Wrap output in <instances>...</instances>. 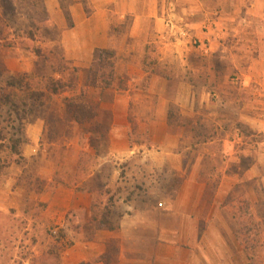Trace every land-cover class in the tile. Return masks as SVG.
Here are the masks:
<instances>
[{
  "label": "crops",
  "instance_id": "obj_1",
  "mask_svg": "<svg viewBox=\"0 0 264 264\" xmlns=\"http://www.w3.org/2000/svg\"><path fill=\"white\" fill-rule=\"evenodd\" d=\"M89 1L93 4V13L87 15L81 5L75 4L70 9L73 27L62 29L65 59L76 67L81 68L87 65L86 68H89L94 61V52L97 49L116 50L109 20L114 11L111 6L115 7V14L121 19L131 18L133 21L131 28L122 32L123 46L121 48L123 50H129L131 47L127 44L129 40L137 44L142 42L144 47L152 41L151 43L163 46L165 50L175 49L179 53V60L186 75L193 64V60L183 54L187 50L196 51L202 57L221 55L228 49L237 50L240 53L237 54L235 66L246 64L242 61L243 58L249 52L255 51L254 57L251 58V66L264 67V0ZM46 6L53 24L55 23L52 19L54 12L61 16L59 23L66 22L60 4L54 7L47 2ZM168 21L173 22V29H169ZM229 21L235 24L229 27L227 26ZM229 36L234 38L232 45L227 43ZM8 62H5V66L13 75L21 72L30 73L34 65L32 58L11 59ZM143 63L130 62L123 65L127 66L129 87L127 85L121 94L115 91L114 101L101 105L104 110L111 112L112 124L108 136L107 153L100 161L112 163L114 160H124L138 150L130 146L133 130L131 119L136 106L145 118L140 120L141 123L138 125H134L135 129L144 128L141 124L146 123L151 144L163 147L162 149L166 151L173 148V160H169L174 168L171 176L174 174L180 180L174 185L172 195L167 198L165 211L148 203L142 206L143 211L136 216L123 219L117 232L106 231V239H116L117 244L119 243L116 262L97 264H251V260L248 261L247 258L254 256L257 251L251 246L248 248L245 243L247 241L257 243L258 235L256 230L251 231V228L248 235L242 233V220L235 213L241 210L236 197H241V186L248 183L249 188L245 192L249 196V203L244 210L250 216L249 226H258L259 221L264 219V149H261L262 152L255 157L254 162H251L243 171V157L236 146L244 145V142L250 138L236 133L238 130L235 121H222L221 123L224 122L225 126L232 127L228 131H235V133L231 137L218 134L213 142L201 149L197 158L191 154L190 158L186 159L185 152L188 149L182 148L187 147L189 141L182 142V129L176 128L172 132L168 121L169 104L173 102L179 108V114L183 116L188 114L185 110L194 98L196 88L189 83L179 82L177 87L157 90L151 87L134 95L133 91L136 92V89H132L133 82L143 78L151 77V84L162 81L169 85L166 78L147 72ZM120 64L121 60L118 61V66ZM238 82L243 92L249 93L252 87L259 86V96H264V74L249 72L240 77ZM248 86L250 87L247 88ZM206 88L207 86H204L202 90L203 97L207 98L206 101L203 99V104H206V108L209 109L210 96L213 95ZM183 90L190 92V95L185 97L182 94ZM217 90V95L213 96L215 98L220 96V87ZM184 98H187L185 100L187 104H181ZM150 99H155V102L148 106ZM235 113L238 114L237 122L244 124L250 131L256 133V136L263 138V141L256 142L258 146L264 144V101L256 105L243 103ZM71 125L73 130L77 129L75 124ZM44 132L43 119H37L28 125L29 144L24 150L26 158L34 157L40 150V146H45L42 144ZM71 138L69 136L71 142L64 145L79 147L78 139ZM88 144L90 146L89 142ZM42 153H46L45 149ZM162 155L169 154L162 153ZM205 155H208L207 158L216 169L213 178H209L210 175L206 169L203 171ZM151 158L155 162L165 161V157L160 159L158 154ZM41 160V164L45 162L44 158ZM75 162V165L79 163L77 160ZM48 166V169L40 167L39 171L49 185L55 177V171L53 174L52 165ZM44 172L50 175H45ZM203 172L206 173L202 175ZM19 173L21 171L17 167H12L10 177L0 186V209L8 206L12 208L15 197L18 195L23 197L22 190L16 185ZM59 173L57 185L51 190H45L38 197L47 205V208L49 204V208L56 209L59 218H62L63 223L66 224L67 215L73 212L91 211L94 198L88 191H77L76 188L80 183L66 182L64 174L62 175L61 171ZM96 173L90 172L88 178L94 177ZM216 180L217 187L213 188ZM257 183L262 184L263 188L257 189ZM229 197H232L233 201L225 202ZM165 212L173 218L171 226L164 227L160 220L162 213ZM259 212L262 214V219L258 216ZM260 240L264 242V239ZM95 241L97 239L81 236V239L77 240L71 248L64 251L61 264H89L94 257ZM131 242L143 245L148 242L150 248L127 250V245ZM105 252L103 250L100 254Z\"/></svg>",
  "mask_w": 264,
  "mask_h": 264
},
{
  "label": "rangeland",
  "instance_id": "obj_2",
  "mask_svg": "<svg viewBox=\"0 0 264 264\" xmlns=\"http://www.w3.org/2000/svg\"><path fill=\"white\" fill-rule=\"evenodd\" d=\"M44 1L54 7L60 4V0ZM73 1H75L74 5H81L87 15L93 13L94 7L89 0ZM41 4V0H0V54L5 56V62L11 59L20 60L22 58H32L34 62L36 61L35 54L31 50L29 52L24 49L25 46L33 48L34 45L28 39L27 31L29 28L33 30L38 43H41L44 50L55 47V42L59 38L58 31L63 28L64 30L68 28L66 22L59 23L61 16L57 12L52 13V19H54L56 28H51L48 23H45ZM111 9L114 10L111 13L113 16L109 19L113 29L114 46H116L119 61L121 60V64L117 68V81L114 85V90L118 94H121L127 85L129 87V77L126 75L127 66L124 67L123 65H127L130 62L143 63L145 60L148 63L158 62L160 63L158 66L159 72L166 73L172 79L174 76L177 80L182 77L181 75L186 73L180 63L179 53L175 49L173 51L165 50L163 46L151 43L152 41L150 40L146 47L143 46L142 42L137 44L129 40L127 44L131 45V47L129 50H123L121 48L123 46V33L131 28L133 21L131 18L121 19L115 14V7L111 6ZM227 24V26L231 27L235 23L229 21ZM46 30L47 32H45ZM233 40L234 38L229 36L227 43L232 45ZM133 47L135 48L133 49ZM55 50L59 54V50L57 48ZM252 52H249L243 58L242 61L246 63L243 66L234 65L237 62V54L240 53L237 50L228 49L219 55L220 57H216V61H219L220 66L223 67V75L225 76V84H222L220 88L227 87L225 90L228 96L229 91L234 90L238 93L228 102V106L233 109V112H236L243 103L256 105V103L264 101V96H259V86H257L258 88L252 87L249 93L243 92L239 88L241 85L238 80L243 75L249 74V72L264 74V67L251 66V58L255 55V51ZM183 54L185 57L187 56L190 60H193L190 71L193 79L198 84L194 90V98L191 99L190 105L188 104V108L185 110L188 113L186 114V118L196 120L199 117H203V123L207 125L214 124L215 127L225 125L223 123L217 124V122L215 124L216 112L219 106H221L220 102L222 99L220 97L215 98L210 96L209 109L206 108V104H203V99L205 101L207 99L202 95L203 87L206 86V77H210L206 89H209L211 83L216 80L215 74L211 70L215 65V60L213 61L210 58L206 68L203 65L202 56L196 51L191 52L187 50ZM51 61L55 64V68L58 69V57H52ZM70 64L73 65L71 62ZM86 67L87 65L81 66L83 68L82 70H85ZM179 73L182 74L179 75ZM19 74H24V72ZM151 82V77L133 82L132 89H136V92L133 91V94H139L140 91L144 92L151 87H155L156 90L159 88L165 89V87L173 88V82L170 85L164 82L163 84L162 81L153 82L152 84ZM135 84L136 86L134 87ZM175 87H177V82ZM182 94L187 97V95H190V92L187 93L186 90H183ZM69 95V93H66L54 97L46 106V110H49L46 115H51L53 111L61 112L63 99L69 97ZM185 100L187 98H184L182 103H180L187 104ZM154 102L155 99L148 100V106L153 105ZM186 115L181 116L185 117ZM144 118L143 114L139 113L135 106L131 121L133 122L134 139H137L138 136L140 141H146L147 138H150L146 123L142 122L141 125L144 128L140 130L134 127V125L136 126L138 123H141L140 120ZM42 119L45 122L44 140L42 144L45 146H40V150L35 157L41 155V158L45 159V162L42 164V160L39 161L38 170L41 169L40 167L48 169V165L50 164L52 165L53 174L55 171L54 176L56 180L53 179L48 185L50 186L48 189L51 190V188L57 185L60 171L62 175L64 174L66 182H78L80 184L88 179L90 172H97V181L94 183L96 190L94 200L96 209L94 213L92 211L73 212L67 215L65 219L66 224H64V220L59 218L56 209L49 208V204L48 208L42 206L44 203L41 202L40 197H38L39 194L36 192L31 195V201L27 204L21 195L16 196L13 200L12 208L8 206L0 209V264H61L64 251L71 248L77 240L81 239V236L89 239H97L94 242V257L89 264H97L99 262L115 263L119 243L117 244L118 240L116 239H106V231L117 232L120 229V223L123 219L136 216L139 212L143 211L144 208L142 206L148 203H151L155 208L162 211L167 209V198L172 195L174 185L180 180L174 174L171 176L174 168L169 160H173V148H169V151H166L162 149L163 147L160 148L151 144V140L149 139L150 142L148 144L133 147L138 150L132 155L130 154V158L114 160L112 163H104L100 161L103 154L98 157L94 156L96 152L91 146H88V136H82L78 127L76 130H73V126L65 122L64 118H62V121L58 125L56 124L57 126L50 119L46 121L41 116L39 120ZM234 133L235 131H219V134H223L224 137H231ZM236 133L250 138V140L244 142V145L236 146V149L241 151L239 154L241 153L243 157L242 170L244 171L251 162H254L255 157L262 152L261 149H264V144L258 146L256 143L263 141V138L256 136V133L253 131L250 133L248 131L245 133L236 131ZM69 136L78 139L79 147L75 148L64 145L71 142ZM26 147H24V150ZM44 149L46 153H42ZM100 152H103V149H100ZM162 153H168L169 155L163 156ZM157 154L160 159H163L161 157H165V161H153L151 157L157 156ZM76 160L77 163L79 161L77 165H75ZM235 167L237 169V166ZM44 173L45 175H50L47 172ZM8 178L9 175L7 177H1L0 186ZM256 185L257 189L263 188V185L260 183ZM36 187H39L38 183L34 189ZM241 187V197H236V202L239 203L241 210L235 212L242 220L241 231L248 235L249 229L251 228V231L255 229L256 235H258L257 243H254V241H247L245 243L248 248L251 246L257 251H255L256 254L254 256L248 257L247 260H251V264H264V242L260 240L264 239V219L261 218L262 214L259 212L258 216L262 220L259 221L258 226H249L248 220L250 216L244 210V207L249 203V196L245 192V190H248L249 185L246 183ZM128 197H132L129 204L126 201ZM140 201L142 202L140 203ZM232 201V197L225 200L227 203ZM160 204L163 207H160ZM106 215H108V220L106 219ZM160 220L164 227L173 224V218L170 217L168 212L162 213ZM149 245L150 243L148 242L144 243V245L131 242L127 245V250H148L150 248ZM103 250L106 252L100 254Z\"/></svg>",
  "mask_w": 264,
  "mask_h": 264
},
{
  "label": "trees",
  "instance_id": "obj_3",
  "mask_svg": "<svg viewBox=\"0 0 264 264\" xmlns=\"http://www.w3.org/2000/svg\"><path fill=\"white\" fill-rule=\"evenodd\" d=\"M41 2L44 22L48 23L51 28H56L48 15L46 1L41 0ZM74 3L75 1L73 0H60V8L65 15L68 28L73 27L70 9ZM58 32L59 38L55 42V47L44 50L41 43H38L33 30L28 29V39L34 45L33 48L25 46L24 49L29 52L31 50L37 58L30 73L19 75L9 73L5 66V56L0 54V178L8 175L10 177L11 168L17 167L21 173L18 174L16 185L22 190L23 200L26 204L31 201V195L34 192L40 195L50 187L38 170L41 155L30 158L24 156V147L29 144L27 129L30 123L43 116L46 121L50 119L55 125H58L64 118L65 122L75 124L80 129L82 136H88V142L96 152L95 157L102 154L105 155L108 148L112 114L104 110L101 105L103 103H111L115 99L114 85L117 81L119 61L117 51L115 49L95 50L92 65L82 70L65 59L62 45L63 31L60 30ZM55 48L59 50V54L56 53ZM55 56L56 58L58 57V69L55 68V64L51 61L52 57L54 58ZM218 56V54H214L202 57L203 65L206 68L210 58L213 61L215 60V65L211 70L215 74L216 80L209 86L213 96L217 95V88L225 84L223 67L220 66L219 61H216ZM159 64L158 62L148 63L146 60L143 63L147 72L166 78L169 85L173 82V87L176 86V82L177 84L179 82L189 83L195 88L197 87L198 84L193 79L190 71L188 75H181L182 77L178 80L174 76L172 79L166 73L158 71ZM206 78L205 85L207 86L209 77ZM226 88H220L219 91V97L222 100L220 102L221 106L216 112L215 124L216 122L220 124L222 121H235L236 129L239 132L245 133L248 131L250 133L251 131L248 127L237 122L238 114L233 112V109L228 106V102L238 94L237 91H229L228 96ZM66 93L70 95L63 99L61 112L53 111L51 115H46L49 112V110H46L47 104L54 97ZM203 119V117H199L196 120H192L182 117L179 114V108L173 102L169 104V126L172 130L176 128L182 129V142L189 141L187 147L182 148L183 150L188 149L187 152L183 151L186 159H189L191 154H194L197 158L201 149L213 142L219 131L231 130L232 128L230 125H218L219 127H215L214 124L207 125L203 123ZM138 138L137 136V139H134L133 130L131 133V148L144 146L150 142V138H147L146 141H140ZM100 149H103V152H100ZM207 157L208 155H205L203 171L206 169V172H209V178H213V175L215 176L216 174V169ZM206 172H203L202 175ZM96 177L97 174L88 178L77 186L76 190L90 192L95 200L96 190L94 183L97 181ZM54 180H56V177H54ZM37 183L39 187L34 189ZM217 184L218 181L216 180L213 188H216ZM131 199L132 197H128L126 200L128 204ZM42 206L47 207L46 204ZM95 209L96 203L94 201L91 211L94 213ZM106 219L108 220V215H106Z\"/></svg>",
  "mask_w": 264,
  "mask_h": 264
},
{
  "label": "built area",
  "instance_id": "obj_4",
  "mask_svg": "<svg viewBox=\"0 0 264 264\" xmlns=\"http://www.w3.org/2000/svg\"><path fill=\"white\" fill-rule=\"evenodd\" d=\"M168 27H169V29H173V22L168 21ZM159 206H160V207H163L162 204H160Z\"/></svg>",
  "mask_w": 264,
  "mask_h": 264
}]
</instances>
